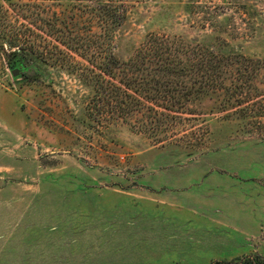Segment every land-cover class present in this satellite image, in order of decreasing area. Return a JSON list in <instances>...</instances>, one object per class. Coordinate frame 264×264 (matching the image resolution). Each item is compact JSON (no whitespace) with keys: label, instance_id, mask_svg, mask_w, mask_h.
<instances>
[{"label":"rangeland","instance_id":"374dc122","mask_svg":"<svg viewBox=\"0 0 264 264\" xmlns=\"http://www.w3.org/2000/svg\"><path fill=\"white\" fill-rule=\"evenodd\" d=\"M0 31L40 53L13 77L0 47V264H29L28 229L151 204L191 232L172 264H264V0H0ZM150 35L213 47L243 74L225 95L150 77L131 62ZM160 91L191 94L167 118Z\"/></svg>","mask_w":264,"mask_h":264},{"label":"crops","instance_id":"0c3cea01","mask_svg":"<svg viewBox=\"0 0 264 264\" xmlns=\"http://www.w3.org/2000/svg\"><path fill=\"white\" fill-rule=\"evenodd\" d=\"M151 205L156 207L155 204ZM155 207L149 213H134L133 219L128 221L125 219L126 212L112 215L111 221H122V225L118 226L114 225L115 222L93 225L94 218L101 223L105 221L99 218L109 222L105 214L94 215L89 211L75 213L78 220L74 225L44 229L38 227L28 229L27 233L24 231L25 239L20 242L18 249L21 248L23 258L28 256L26 260L29 264H143L145 261L172 264L174 257L189 258L191 248L187 235L190 237L191 232L186 233L184 225L174 229V214L169 217L165 210L158 216L153 212ZM147 214L149 220L145 217ZM162 216L165 218L158 222ZM136 222L140 225L136 226ZM144 223H150V226ZM204 230L202 226L200 233ZM216 241V238L208 239L207 249L205 246L197 248L200 255H208L205 251H211ZM192 249L195 250V247Z\"/></svg>","mask_w":264,"mask_h":264},{"label":"trees","instance_id":"16d2710c","mask_svg":"<svg viewBox=\"0 0 264 264\" xmlns=\"http://www.w3.org/2000/svg\"><path fill=\"white\" fill-rule=\"evenodd\" d=\"M115 9V5L109 1L105 10L109 14H113V16L109 15L110 21L114 19V14L117 11ZM19 36L18 34L0 31V47L2 49L7 47L9 55L14 57L11 63V66H15L13 70L21 66L30 71L35 69V65L27 63L26 60H30V58L35 55L38 56L40 53L32 45L24 46L22 49L19 48L20 45L17 44ZM193 41L195 40H191V43ZM188 43L184 38L150 35L143 46L135 51L131 62L139 65L142 71L151 73L150 77H162L168 80V83L172 85L174 83L177 87L182 86L181 80L187 79L191 84L188 86V92L197 88L199 94L217 95L219 93L225 95V93H229V90L226 91L227 88L223 87L222 81L225 80L224 78L233 81L234 76L243 74L241 68L232 63L231 58H223L220 50L214 51L213 47H202L199 53H195V46L193 47L191 43L190 45ZM109 59L111 60L109 64H112L115 59L112 52L109 54ZM146 85L147 83L143 79V87ZM157 89L152 88L150 90L158 93L159 90ZM143 90L147 92V89L143 88ZM174 92L178 91H160L159 94L154 95L156 96V99H153L156 100L155 106L161 108L160 111L157 110V115L167 118L174 117L172 113L176 111L168 110V108L177 106L181 100L187 101L191 94L176 95ZM152 110L155 111L154 108Z\"/></svg>","mask_w":264,"mask_h":264},{"label":"water","instance_id":"95a60500","mask_svg":"<svg viewBox=\"0 0 264 264\" xmlns=\"http://www.w3.org/2000/svg\"><path fill=\"white\" fill-rule=\"evenodd\" d=\"M19 70L18 69H16V70H13L12 71V75H13V77H17L18 75H19Z\"/></svg>","mask_w":264,"mask_h":264}]
</instances>
